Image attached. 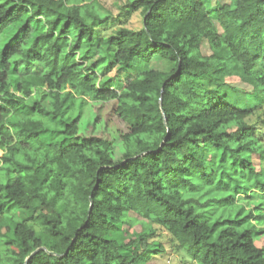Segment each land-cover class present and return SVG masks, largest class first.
<instances>
[{
  "label": "clouds",
  "instance_id": "9594fccd",
  "mask_svg": "<svg viewBox=\"0 0 264 264\" xmlns=\"http://www.w3.org/2000/svg\"><path fill=\"white\" fill-rule=\"evenodd\" d=\"M0 264H264V0H0Z\"/></svg>",
  "mask_w": 264,
  "mask_h": 264
}]
</instances>
